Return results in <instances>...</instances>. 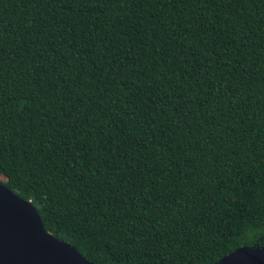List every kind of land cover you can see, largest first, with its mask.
<instances>
[{
    "label": "trees",
    "instance_id": "trees-1",
    "mask_svg": "<svg viewBox=\"0 0 264 264\" xmlns=\"http://www.w3.org/2000/svg\"><path fill=\"white\" fill-rule=\"evenodd\" d=\"M94 264L264 247V0H0V177Z\"/></svg>",
    "mask_w": 264,
    "mask_h": 264
},
{
    "label": "water",
    "instance_id": "water-1",
    "mask_svg": "<svg viewBox=\"0 0 264 264\" xmlns=\"http://www.w3.org/2000/svg\"><path fill=\"white\" fill-rule=\"evenodd\" d=\"M0 264H94L45 228L32 201L0 182ZM216 264H264V247L245 246Z\"/></svg>",
    "mask_w": 264,
    "mask_h": 264
},
{
    "label": "rangeland",
    "instance_id": "rangeland-1",
    "mask_svg": "<svg viewBox=\"0 0 264 264\" xmlns=\"http://www.w3.org/2000/svg\"><path fill=\"white\" fill-rule=\"evenodd\" d=\"M0 181L4 182V181H6V178L4 176H1Z\"/></svg>",
    "mask_w": 264,
    "mask_h": 264
}]
</instances>
